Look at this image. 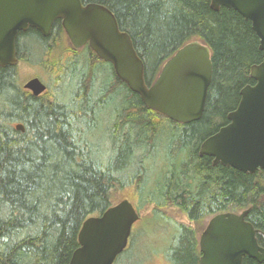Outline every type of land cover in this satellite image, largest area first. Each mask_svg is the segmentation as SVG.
<instances>
[{
    "label": "trees",
    "instance_id": "1",
    "mask_svg": "<svg viewBox=\"0 0 264 264\" xmlns=\"http://www.w3.org/2000/svg\"><path fill=\"white\" fill-rule=\"evenodd\" d=\"M80 1L114 15L148 87L176 51L206 46L212 78L204 111L184 125L146 108L88 46H71L60 21L48 37L18 33L17 65L0 68V264H68L83 222L113 206L112 192L127 186L140 207L152 205L153 218L174 229L162 252L167 264H199L201 233L190 224L221 213L247 210L264 248V171L243 174L198 156L201 143L227 124L241 89L254 85L250 68L264 52L250 23L232 9L213 12L211 0ZM37 54L52 83L34 97L18 83L16 67ZM160 147L167 165L148 189ZM168 206L189 224L162 217ZM242 264L264 263L245 257Z\"/></svg>",
    "mask_w": 264,
    "mask_h": 264
},
{
    "label": "water",
    "instance_id": "2",
    "mask_svg": "<svg viewBox=\"0 0 264 264\" xmlns=\"http://www.w3.org/2000/svg\"><path fill=\"white\" fill-rule=\"evenodd\" d=\"M210 8L232 9L251 25L264 52V0H211ZM55 21H60L75 50L84 46L109 64L118 80L139 97L148 109L178 124L200 120L212 78L209 49L199 42L185 45L162 66L156 80L147 86L144 66L132 42L121 32L114 15L98 4L80 0H0V68L17 65L18 33L34 29L48 37ZM254 85L241 89L228 124L205 139L198 156L244 174L264 171V59L250 68ZM24 90L38 97L46 91L38 78L29 79ZM15 129L24 132L21 125ZM239 214L213 216L199 236V264H242L243 258L264 263V248L253 226ZM139 216L124 199L99 216L87 218L78 233V248L68 264H113L126 249L131 229Z\"/></svg>",
    "mask_w": 264,
    "mask_h": 264
},
{
    "label": "rangeland",
    "instance_id": "3",
    "mask_svg": "<svg viewBox=\"0 0 264 264\" xmlns=\"http://www.w3.org/2000/svg\"><path fill=\"white\" fill-rule=\"evenodd\" d=\"M27 45H29V47L31 46L30 41H22L20 43L22 48H26ZM31 48L33 49L34 47ZM25 57L27 60L31 59L29 55H25ZM41 60V55L37 54L36 57L34 56V58H32V62L30 60H28L29 62L24 61L16 67L17 80L20 85H24L29 79L37 77L50 88L52 82L49 76H47V69L40 64ZM102 69L105 70L107 74L108 71H110L107 64H103ZM109 112H107V115L111 114ZM166 165L164 149L160 147L159 153L155 159V167L150 170L148 176V189H150L151 184L159 177L160 169H164ZM124 199H128L142 218L133 225L126 250L116 258L113 264H167L162 252L163 248L169 244L168 238L175 234V232H173L174 229L170 227L166 221L153 218L152 205L139 206V200L134 186H127L122 190L113 191L111 195V204L116 205ZM160 214L162 217L168 218L174 222L177 221L185 225L189 224L187 217L174 207L168 206L160 212ZM208 220L209 219H204L197 224L190 225L200 234L205 228Z\"/></svg>",
    "mask_w": 264,
    "mask_h": 264
},
{
    "label": "flooded vegetation",
    "instance_id": "4",
    "mask_svg": "<svg viewBox=\"0 0 264 264\" xmlns=\"http://www.w3.org/2000/svg\"><path fill=\"white\" fill-rule=\"evenodd\" d=\"M227 124H228V121H227ZM227 124H226V125H227ZM211 160H212V159H211ZM212 165H213V164H212ZM258 171H259V170H257L256 172H258ZM256 172H255V173H256ZM255 173H253V174H255ZM243 174H244V173H243ZM140 218H141V217H140ZM140 218H139V220H140ZM139 220H138V221H139ZM138 221H137V222H138ZM135 224H136V223H135ZM198 249H199V247H198ZM199 253H200V252H199ZM199 259H200V258H199Z\"/></svg>",
    "mask_w": 264,
    "mask_h": 264
}]
</instances>
